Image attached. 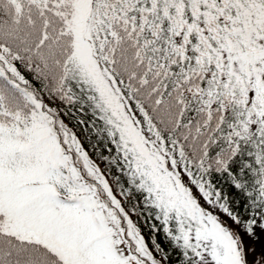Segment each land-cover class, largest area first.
<instances>
[{"label": "snow or ice", "instance_id": "obj_1", "mask_svg": "<svg viewBox=\"0 0 264 264\" xmlns=\"http://www.w3.org/2000/svg\"><path fill=\"white\" fill-rule=\"evenodd\" d=\"M0 264H264V0H0Z\"/></svg>", "mask_w": 264, "mask_h": 264}]
</instances>
